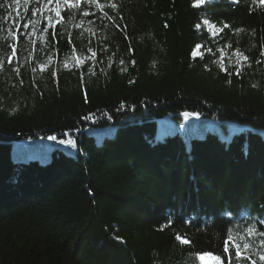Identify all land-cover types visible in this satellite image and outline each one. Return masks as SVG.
<instances>
[{
  "label": "trees",
  "instance_id": "1",
  "mask_svg": "<svg viewBox=\"0 0 264 264\" xmlns=\"http://www.w3.org/2000/svg\"><path fill=\"white\" fill-rule=\"evenodd\" d=\"M101 4L75 18L83 39L69 35L71 18L50 27L23 3L12 16L0 8V264H202L197 253L215 256L231 229L250 242L246 264H264V238L245 237L246 225L264 227V6ZM69 48L98 51V62L65 67ZM182 112L214 127L157 134ZM64 132L76 148L58 143ZM50 135L49 150L32 155Z\"/></svg>",
  "mask_w": 264,
  "mask_h": 264
},
{
  "label": "snow or ice",
  "instance_id": "2",
  "mask_svg": "<svg viewBox=\"0 0 264 264\" xmlns=\"http://www.w3.org/2000/svg\"><path fill=\"white\" fill-rule=\"evenodd\" d=\"M255 2V0H254ZM21 3L25 6V8L29 11L30 14L40 15L43 16L46 12L47 13H55V17L53 16H47V23L50 27L53 25V20L55 19L57 23L59 24H66L68 22V19L71 18L75 24V32L70 33L69 35H73L74 38L78 37L83 39L81 33L83 32V23H75V18L77 16H81L87 19H90L92 15L95 13L92 12V8H96L99 11H103L104 6L101 4V0H11V3L8 2V0H4V3L0 4V8H7V16H12L13 11H17L20 8ZM35 4L36 7L34 11L29 8L28 6L30 4ZM201 3H203V0H197L196 7H200ZM259 3L261 6H264V0H259ZM51 6V7H50ZM111 8H116V5L113 3L111 5H108ZM64 8V12L66 15H62L61 8ZM105 16L112 20V17H108L107 13H105ZM24 28H28V24L23 25ZM32 27H35V24H32ZM224 28H227V25L223 26ZM91 31V30H89ZM59 36L58 31L56 33H50V40L48 41V54L49 58H51L50 50L54 46L53 41L56 40V38ZM95 36V32H92V36L88 37V42L85 45V47H91L93 40L92 37ZM19 37L17 35H13V39H18ZM30 43H32L30 39ZM217 44H219V40L216 41ZM203 45H196L195 50L191 52L192 56H197L198 52H203ZM102 45L99 47L98 51H102ZM98 51L92 52V57H88L87 54L83 55H76V53H83L84 49L82 48H69V54L66 56L64 61V66H68V60L71 59L72 62L79 66L83 60H91L93 58L97 59L98 62ZM215 51V49L209 48L208 54L211 55L212 52ZM12 56H15L17 53V49L13 46L11 48ZM239 55V54H238ZM261 55H264V53H261ZM12 56L8 57V61L11 62ZM243 59L246 61L248 58L243 57ZM47 67L46 64L41 63V71H44V69ZM233 70L235 71L236 75L240 76L243 75V72L236 66L233 65ZM18 71V69H17ZM183 115L185 117H189L192 115H196L197 118H199V114L197 113H189L184 112ZM94 118V114L91 115H84L81 116L80 119L84 121H92ZM64 137H67V139L61 138L58 140V143L60 145H67L71 146L73 148L77 147L76 144V138H73L71 136L70 132H64L62 133ZM48 140L51 141H57V137L54 135H50L47 137ZM244 152L247 153V147L244 148ZM231 223V222H229ZM235 229L226 230V237L223 241L221 251L217 253L215 256H212V259L217 262V264H238V262H246L248 261L249 257L244 255V251L248 250L250 247V242L247 239H244L242 242H238L236 236H234L232 233L235 232ZM261 237L264 238V227H260L259 224H252V225H246L245 226V237ZM176 240L180 241L182 244H189L190 241L188 238H182L180 235L176 236ZM264 246V245H262ZM229 254L231 256V259L229 260ZM199 258L203 260L205 258V255H211V253H205L204 255H200L197 253ZM261 261H264V255H261L259 257ZM253 264H255V261H253Z\"/></svg>",
  "mask_w": 264,
  "mask_h": 264
},
{
  "label": "rangeland",
  "instance_id": "3",
  "mask_svg": "<svg viewBox=\"0 0 264 264\" xmlns=\"http://www.w3.org/2000/svg\"><path fill=\"white\" fill-rule=\"evenodd\" d=\"M51 7V6H50ZM45 18L47 16H55V13H45L44 14ZM184 112L181 113V123H172L170 122L168 119H162L160 121H158L157 125V134H161L162 130H176L178 132H180L181 134L185 135L186 138H188V136L200 127H209V128H213L214 127V120L213 119H207L205 122H203L202 118H197L196 115H192L189 117H185L183 115ZM191 113V112H189ZM164 131V130H163ZM55 142V141H51L48 139H36L33 143V148H32V155L37 156V157H42L46 151L49 150L51 144ZM20 144H17V147H15L12 152H11V156L12 158H17L20 154L18 153V147ZM22 146H28V144L26 143H22ZM66 146V145H64ZM202 264H217V262L215 260H213L210 257H205L203 260H201Z\"/></svg>",
  "mask_w": 264,
  "mask_h": 264
}]
</instances>
